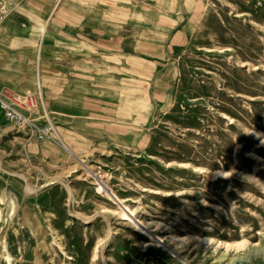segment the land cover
<instances>
[{
	"label": "rangeland",
	"instance_id": "1",
	"mask_svg": "<svg viewBox=\"0 0 264 264\" xmlns=\"http://www.w3.org/2000/svg\"><path fill=\"white\" fill-rule=\"evenodd\" d=\"M76 1L124 59L61 114L22 87L57 0L0 25V86L59 136L0 114V264H264V0Z\"/></svg>",
	"mask_w": 264,
	"mask_h": 264
},
{
	"label": "crops",
	"instance_id": "2",
	"mask_svg": "<svg viewBox=\"0 0 264 264\" xmlns=\"http://www.w3.org/2000/svg\"><path fill=\"white\" fill-rule=\"evenodd\" d=\"M62 2L64 5L59 7ZM74 3V0H57L52 13L54 35L50 37L51 26L49 34L42 39L38 59V77L47 84L43 85V90H51V97H47L48 109L60 114L72 106L74 97L90 96L87 93L92 91L88 90L100 93L97 96L101 97L103 79L111 75L112 80L118 82L120 74L115 65L108 70L105 62L116 64L124 59L119 38L109 37L101 26H94L93 15L97 18L98 12L87 6L80 11ZM99 22L105 24V21ZM108 39L113 42L108 44ZM93 79L97 85L91 87Z\"/></svg>",
	"mask_w": 264,
	"mask_h": 264
},
{
	"label": "built area",
	"instance_id": "3",
	"mask_svg": "<svg viewBox=\"0 0 264 264\" xmlns=\"http://www.w3.org/2000/svg\"><path fill=\"white\" fill-rule=\"evenodd\" d=\"M23 0H0V25ZM41 94L24 95L12 88L0 86V114L17 131L39 140L58 138L56 124L48 110L37 116Z\"/></svg>",
	"mask_w": 264,
	"mask_h": 264
},
{
	"label": "bare ground",
	"instance_id": "4",
	"mask_svg": "<svg viewBox=\"0 0 264 264\" xmlns=\"http://www.w3.org/2000/svg\"><path fill=\"white\" fill-rule=\"evenodd\" d=\"M15 8L12 9V11L8 14L7 18L13 13V11L15 10ZM7 18H6V20H7ZM42 30H46V27H43ZM41 46H42V41H41L40 45H37V47L35 48V50L33 49V50L29 51L30 57L35 58V61H36L35 62V71H36L35 79H34V76H32V74L22 73L23 74L22 76H24L26 78V82H25L24 85H22V87H26L29 90L32 89V88H35V87H37V88L40 89L41 88V85H42L41 79L38 77L39 76V73H38V59H39V56H40ZM6 60H8V59H6ZM12 60H13V57H11V56L9 57V62H7V61L4 60V63L7 65V67H5V69L3 71H8L9 74H13L12 73L13 65L11 63ZM9 70H11V71H9ZM9 77H11V76H9ZM69 151L73 152L71 149H69ZM99 188H100V186H98V190H101V188L100 189ZM118 208H120V207H118ZM120 209H122V208H120ZM130 210L132 211V209H130ZM125 212L126 211L123 210V211L120 212V214L125 216V215H127ZM161 238L162 237H157V238H155V240H157V242L158 241L160 242L161 241L160 240ZM157 242L156 241L155 242H152V245L157 244Z\"/></svg>",
	"mask_w": 264,
	"mask_h": 264
}]
</instances>
